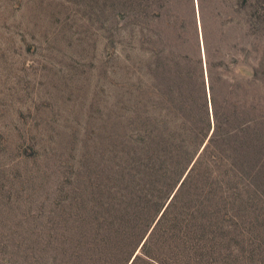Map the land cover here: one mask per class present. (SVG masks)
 Masks as SVG:
<instances>
[{
  "label": "trees",
  "instance_id": "16d2710c",
  "mask_svg": "<svg viewBox=\"0 0 264 264\" xmlns=\"http://www.w3.org/2000/svg\"><path fill=\"white\" fill-rule=\"evenodd\" d=\"M220 1L234 26L203 0H110L125 90L16 264H264V0Z\"/></svg>",
  "mask_w": 264,
  "mask_h": 264
},
{
  "label": "rangeland",
  "instance_id": "374dc122",
  "mask_svg": "<svg viewBox=\"0 0 264 264\" xmlns=\"http://www.w3.org/2000/svg\"><path fill=\"white\" fill-rule=\"evenodd\" d=\"M223 4L203 0L206 20L234 26ZM120 25L110 0H0V264H16V234L34 228L59 172L114 117L131 51ZM260 33L264 43V23Z\"/></svg>",
  "mask_w": 264,
  "mask_h": 264
}]
</instances>
